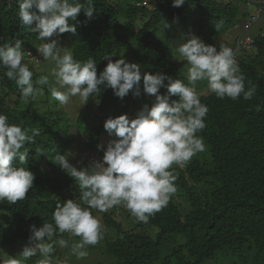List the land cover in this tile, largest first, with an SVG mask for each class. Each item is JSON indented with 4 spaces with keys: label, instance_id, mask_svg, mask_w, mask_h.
I'll return each mask as SVG.
<instances>
[{
    "label": "trees",
    "instance_id": "obj_1",
    "mask_svg": "<svg viewBox=\"0 0 264 264\" xmlns=\"http://www.w3.org/2000/svg\"><path fill=\"white\" fill-rule=\"evenodd\" d=\"M121 1L123 10L118 9L113 0H93V18L85 23L87 18L82 11L76 22L70 21L76 23V34H62V37H70L76 59L94 58L98 74L107 64L104 56L110 55L115 61L121 58V49L127 48L132 59L146 72H163L187 83L179 67L165 58L156 35L157 25L181 17L187 5L193 6L194 35L206 44H213L214 38L233 25L239 16V8L231 0H186L178 8L171 6V0H156L150 7H137L133 0ZM36 35L19 23L15 0H0V43L21 40L24 62L33 70L34 79L40 75L33 66L37 59H28L26 52L31 49L35 52ZM237 60L246 77V89L248 81L256 85L255 95L250 100L241 96L233 101L218 99L207 88L199 92L201 102L209 107L207 126L198 133L204 138L207 158L193 157L183 169L173 166L178 172L177 192L167 207L148 223L136 222L127 210H124L127 218L124 223L117 219L113 209L98 212L105 226L104 233L109 228L114 230L104 244L105 252L114 258L109 264H153L156 261L159 264H202L218 252L237 254L245 264H264V34L256 36L251 49ZM43 87L44 96L24 103L14 81H9L0 70V113L6 114L10 123L40 131L34 143L25 145L28 168L35 174L27 198L11 205L0 204V210L5 213L0 222V244L11 246L28 240L31 225L39 227L43 222H52V211L58 199L63 202L79 197L74 180L52 159L57 152L66 154L74 136L64 111L57 103L51 104L47 85ZM160 91L163 93L165 89ZM114 98L112 90L105 89L99 97L94 95V104L97 106L99 100L97 107L103 108ZM85 107L91 109V104L86 102ZM124 113L130 118L135 116L131 111ZM75 128L82 137L83 166L87 167L93 159L102 158L97 144L104 129L101 123L84 128L81 115L75 119ZM37 148H43L47 157L36 151ZM178 199L186 203V211ZM131 219L135 223L133 227L125 228ZM151 227L156 229L153 237L149 234ZM171 236L174 245L160 258L161 243ZM57 238L68 239V236ZM0 257L10 264L11 259L3 257L2 253Z\"/></svg>",
    "mask_w": 264,
    "mask_h": 264
},
{
    "label": "clouds",
    "instance_id": "obj_2",
    "mask_svg": "<svg viewBox=\"0 0 264 264\" xmlns=\"http://www.w3.org/2000/svg\"><path fill=\"white\" fill-rule=\"evenodd\" d=\"M15 2L19 23L41 41L34 46V58L38 54L54 63L51 76L56 86H50L48 91L59 106L68 105L77 96L86 103L105 89H111L121 101L129 94L133 98L142 95L152 98L150 104H142L133 118L123 113L104 120L103 129L109 139L97 144V151L103 153L101 159H93L87 167H77L65 154L54 155L53 163L74 180L79 197L63 202L58 199L51 223L31 225L19 258H12L10 264H25L37 255L41 258L36 264H54V245L83 260L89 255V246L99 244L105 232L93 210L106 213L122 206L136 222L148 223L177 192L178 172L173 166L183 169L193 157L207 150L203 136L198 133L207 126L209 107L201 102L197 83L206 82L208 92L218 99L233 101L241 96L244 100L252 99L256 85L248 81L246 89V77L233 48L222 45L218 49L192 33L181 34L175 42L179 56L187 61V83L163 72L142 73L140 64L123 57L113 61L110 55L103 57L107 64L98 74L93 57L76 59L68 47L61 46L62 34H76V23L70 21L76 22L82 11L87 18L85 23L93 18V0ZM133 2L139 7L149 0ZM185 2L171 0V6L178 8ZM163 28L170 29L171 25L165 23ZM25 59L21 40L0 43V70L9 81H14L21 98L27 102L45 95L43 86L49 85V76L34 79ZM161 89L165 91L161 93ZM96 103L98 106L99 100ZM39 135V129L29 130L23 124L10 123L8 116L0 113V204L11 205L27 198L35 174L28 168L25 145L34 143ZM36 151L46 156L43 148ZM64 234L68 239H57Z\"/></svg>",
    "mask_w": 264,
    "mask_h": 264
},
{
    "label": "rangeland",
    "instance_id": "obj_3",
    "mask_svg": "<svg viewBox=\"0 0 264 264\" xmlns=\"http://www.w3.org/2000/svg\"><path fill=\"white\" fill-rule=\"evenodd\" d=\"M155 1L156 0H151L146 7L152 6L155 3ZM231 1L238 6L239 16L233 25L225 28L214 38L213 44H215L218 49L222 45L232 47L234 40L242 34L244 29H245L244 36H248L251 38H255L258 35L264 34V12H262L260 16L252 23H250L248 19V17L251 14L255 13L256 10L258 9L259 1H264V0H246L248 3L245 0H231ZM112 3L118 9L120 10L124 9V3L121 0H113ZM242 13H244V17H242ZM193 18H195V9L193 6L187 5L181 17L173 18L170 19L169 21H164L158 24L156 28V35L161 47L163 48L165 58L168 61L176 64L179 67V72L185 77L188 67V65L186 64L187 61H183V58L179 56L177 49L172 45V36L178 35L180 39V35L183 33L194 34L191 27V20ZM237 22L239 23V25L236 24ZM165 23L171 25V28L165 30L163 28V25ZM35 43L36 44L34 46H37L41 43V41L36 39ZM61 46L68 47L70 51L72 50L71 40L68 35L64 37L61 36ZM122 57L126 59V61L128 62L136 63L130 56L129 50L127 48L121 49V58ZM36 58L37 61L35 60L36 62L33 63L35 70L38 71L40 75L49 76V85H47V89L50 86L52 87L56 86L55 78L51 76V69L54 67V63L51 62L50 60L48 61L43 60V58L38 54L36 55ZM141 72L142 73L146 72V70L143 67H141ZM196 88L198 92H203L204 89L207 88L206 82H198ZM49 95H50L49 99L50 101H52L51 104L53 105L54 103H57V107L61 108L62 111H64L65 115L67 116L70 130L74 136V141L72 143V146L67 150L65 155L68 156L69 161L72 164L76 165L77 167L83 166V159L85 154L81 134L77 132L75 128V119L78 115H81L84 128H89L99 123H101L103 126L104 120L109 116L120 115L123 114L125 111H131L136 114V112L140 109L142 104L144 103L150 104L152 99L151 97H146L143 95L139 98H133L132 95L129 94L127 97L124 98L123 101L115 97L112 103L104 106L103 108H98L94 104L95 99L94 96H92L87 101L91 104V109H88L85 107L86 103L82 101V99L79 96L73 97L68 105L59 106L58 102L52 100L50 92ZM24 103H26V101H24ZM107 139H109V137L107 136L105 130H103L99 141L100 143L106 142ZM195 157L199 159L207 158V150L203 153L198 154ZM78 161H81V163L78 164L77 163ZM178 201L181 204V207L184 208L183 211H186L187 210L186 203L182 199H178ZM124 210L126 209H124L122 206H116L113 208V211H116L117 213L116 216L117 219L122 221L123 223L127 221L126 213ZM93 213H94L93 215L101 219L98 212L94 210ZM3 216H5V213L0 210V222ZM128 222L127 224L124 225L125 228H132L134 220L131 219L130 221L128 220ZM151 228H152V232L149 234L150 236L153 237V234L156 232V229L154 227ZM106 233H108L107 234L108 236H106ZM106 233H104L103 239L100 241L99 244H97L96 246H89L88 248L89 255L86 259L83 260H77L75 256H72L68 252L67 249H62L58 245H54L55 248L53 254L54 264H56L57 261H59L60 264H109L114 262V258L108 255L104 250L105 241L106 239L113 236L114 230L109 228L107 229ZM26 243L27 240H24L19 244L15 243L14 245L11 246L0 244V253H2L3 257H6L8 259H12L15 257L19 258V254ZM173 245H174L173 236L163 241V243H161L160 246V253H161L160 258H162V256H164L171 249V246ZM40 258L41 257L38 256L35 260H32L30 264H36V262ZM153 264H159V261H156ZM202 264H245V263L242 261V257H239V255L237 254L218 252L215 253L209 259L205 260Z\"/></svg>",
    "mask_w": 264,
    "mask_h": 264
},
{
    "label": "bare ground",
    "instance_id": "obj_4",
    "mask_svg": "<svg viewBox=\"0 0 264 264\" xmlns=\"http://www.w3.org/2000/svg\"><path fill=\"white\" fill-rule=\"evenodd\" d=\"M150 1H151V0H149V2H150ZM245 1H246V0H245ZM246 2H247V1H246ZM247 3H248V2H247ZM258 5H259V6H258V9L256 10V12L253 13V14H251V15L248 17L250 23L254 22V21L260 16V14H261L262 12H264V1H259ZM141 6H147V4H146V3H141ZM250 23H249V24H250ZM236 24L239 25L238 22H237ZM246 27H247V26H246ZM244 33H245V29L243 30L242 34L234 40V43H233V45H232V47H231V48H233V50H234V52H235V54H236V58H237L238 55L240 56L241 54H244V53H246L248 50H250L251 47H252L253 41H254V38H251V37H248V36H244ZM239 38H240V39H245L246 42H247V39H248V38L251 39L252 42H251V44H250V47L247 48V49H239V50H236V49H235V44H236V40L239 39ZM27 51H28V50H27Z\"/></svg>",
    "mask_w": 264,
    "mask_h": 264
},
{
    "label": "built area",
    "instance_id": "obj_5",
    "mask_svg": "<svg viewBox=\"0 0 264 264\" xmlns=\"http://www.w3.org/2000/svg\"><path fill=\"white\" fill-rule=\"evenodd\" d=\"M252 40L251 39H247V42L245 39H237L236 40V44H235V49L236 50H239V49H247L250 47V44H251ZM26 57L28 59H31L32 57H35V53L32 52L31 50H28L26 52ZM239 55L237 56V59H238ZM67 235V234H66ZM0 264H6V262L3 260V258L0 257Z\"/></svg>",
    "mask_w": 264,
    "mask_h": 264
},
{
    "label": "water",
    "instance_id": "obj_6",
    "mask_svg": "<svg viewBox=\"0 0 264 264\" xmlns=\"http://www.w3.org/2000/svg\"><path fill=\"white\" fill-rule=\"evenodd\" d=\"M179 40V36L178 35H173L172 36V45L174 46V47H176L177 45H176V41H178Z\"/></svg>",
    "mask_w": 264,
    "mask_h": 264
}]
</instances>
